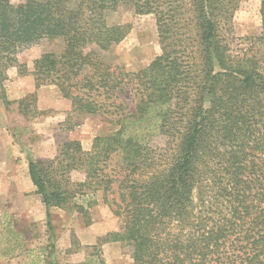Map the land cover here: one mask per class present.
<instances>
[{
    "label": "trees",
    "instance_id": "obj_1",
    "mask_svg": "<svg viewBox=\"0 0 264 264\" xmlns=\"http://www.w3.org/2000/svg\"><path fill=\"white\" fill-rule=\"evenodd\" d=\"M124 1L0 0L1 98L18 54L61 37V53L35 60L36 87L56 85L73 113L111 126L88 151L66 140L47 166L29 159L48 225L51 207L89 223L101 191L121 221L104 242L133 264H264V0L261 32L245 38L231 29L242 0H129L154 15L161 44L136 72L107 59L129 32L107 21ZM92 250L79 264H106Z\"/></svg>",
    "mask_w": 264,
    "mask_h": 264
},
{
    "label": "rangeland",
    "instance_id": "obj_2",
    "mask_svg": "<svg viewBox=\"0 0 264 264\" xmlns=\"http://www.w3.org/2000/svg\"><path fill=\"white\" fill-rule=\"evenodd\" d=\"M262 1L242 0L231 23L235 37L261 32ZM107 21L129 26L125 39L107 54L110 63L136 72L161 53L154 15L136 13L132 1L109 12ZM64 46L61 37L44 38L20 52L17 63L6 72L5 97L0 96V264H79L90 256L94 245L100 247L106 264H133L124 244L104 242L109 232L120 228L121 221L103 202L101 191L96 194L97 203L88 209L89 223L79 212L51 207L50 227L46 206L29 174L30 158L47 166L64 141L78 140L88 151L95 137L111 131L101 116L73 113L71 101L56 85L36 87L35 60L44 53H61ZM70 123L78 125L68 130ZM151 137L154 146L164 143L160 136ZM119 160L114 155L108 169L117 167ZM71 178L83 181L85 175L73 171Z\"/></svg>",
    "mask_w": 264,
    "mask_h": 264
}]
</instances>
